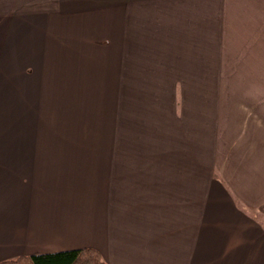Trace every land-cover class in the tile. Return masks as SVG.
Segmentation results:
<instances>
[{"label": "crops", "instance_id": "obj_1", "mask_svg": "<svg viewBox=\"0 0 264 264\" xmlns=\"http://www.w3.org/2000/svg\"><path fill=\"white\" fill-rule=\"evenodd\" d=\"M263 211L264 0H0V261L264 264Z\"/></svg>", "mask_w": 264, "mask_h": 264}, {"label": "trees", "instance_id": "obj_2", "mask_svg": "<svg viewBox=\"0 0 264 264\" xmlns=\"http://www.w3.org/2000/svg\"><path fill=\"white\" fill-rule=\"evenodd\" d=\"M0 264H108L101 252L93 247L57 252L23 255L0 261Z\"/></svg>", "mask_w": 264, "mask_h": 264}, {"label": "rangeland", "instance_id": "obj_3", "mask_svg": "<svg viewBox=\"0 0 264 264\" xmlns=\"http://www.w3.org/2000/svg\"><path fill=\"white\" fill-rule=\"evenodd\" d=\"M262 219H264V211L263 213H261V215H259ZM261 221V220H260ZM261 222H264V221H261Z\"/></svg>", "mask_w": 264, "mask_h": 264}]
</instances>
